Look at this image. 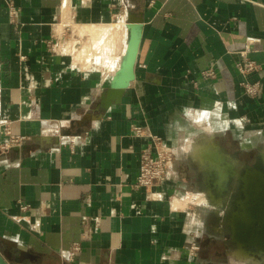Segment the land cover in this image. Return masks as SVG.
<instances>
[{"label": "crops", "instance_id": "crops-1", "mask_svg": "<svg viewBox=\"0 0 264 264\" xmlns=\"http://www.w3.org/2000/svg\"><path fill=\"white\" fill-rule=\"evenodd\" d=\"M133 36V78L111 92ZM248 37L259 70L243 77ZM4 126L24 137L0 157L4 263L237 264L221 215L235 191L222 208L207 197L204 158L245 167L264 154V0H0V141ZM153 136L173 149L171 176L135 190Z\"/></svg>", "mask_w": 264, "mask_h": 264}, {"label": "water", "instance_id": "water-1", "mask_svg": "<svg viewBox=\"0 0 264 264\" xmlns=\"http://www.w3.org/2000/svg\"><path fill=\"white\" fill-rule=\"evenodd\" d=\"M136 49L137 37L133 36L127 57L113 80L111 92L120 91L132 80ZM221 154L231 165L212 164L208 154L204 159L213 168L217 199L222 201L220 197L228 195L231 185L235 190L229 198V205L222 223L228 228L236 250L244 251L251 258H260L264 261V154L258 156L256 163L245 167H237L223 153ZM207 197L214 201L216 206L222 208V204L215 203L216 199L214 200L213 195L209 193ZM0 264L6 263L0 259Z\"/></svg>", "mask_w": 264, "mask_h": 264}, {"label": "built area", "instance_id": "built-area-1", "mask_svg": "<svg viewBox=\"0 0 264 264\" xmlns=\"http://www.w3.org/2000/svg\"><path fill=\"white\" fill-rule=\"evenodd\" d=\"M7 6L10 20L15 21L18 10L10 1ZM258 42V38H247L246 47L241 53L243 59L236 64L237 72L243 77L259 70V65L249 58V54L252 52V45ZM200 77L205 80H212L216 78V72L214 69L209 68L202 71ZM239 85L243 93L249 98H257L262 92V85L259 81L249 82L247 80H242ZM132 132L136 136H141L143 134L142 129L137 126L132 128ZM3 134L5 138L0 141V157L8 153L11 148L19 146L24 141V137L14 135L8 126L3 127ZM174 158L172 147L165 144L161 138L153 136L150 144L141 151L139 171L132 187L135 190H149L155 186L166 183L171 176ZM19 208L22 211H27L28 205H19ZM80 250V244L74 243L66 252L67 255L65 259L67 261L72 260ZM198 250L199 247L196 243L190 244V255L195 254Z\"/></svg>", "mask_w": 264, "mask_h": 264}, {"label": "bare ground", "instance_id": "bare-ground-1", "mask_svg": "<svg viewBox=\"0 0 264 264\" xmlns=\"http://www.w3.org/2000/svg\"><path fill=\"white\" fill-rule=\"evenodd\" d=\"M197 150V149H196ZM202 151H206V150H204V148H203V150ZM208 151V150H207ZM196 152H198V151H196ZM213 152V151H212ZM207 153V152H206ZM211 153V152H210ZM216 153V152H215ZM203 154V153H202ZM195 155H196V153H195ZM210 155V154H209ZM210 157H212V156H210ZM210 161H211V163L213 164V163H217V164H229V165H231V163H229V162H227L226 160H225V158H224V156L220 153V152H218V154L216 153V155H213V157L212 158H210ZM225 166V165H224ZM203 198H201V199H199V201H201ZM206 199H207V197H206ZM208 200V199H207ZM215 203L216 204H218V205H221L222 204V201H220L219 199H216L215 200ZM240 253L241 255H238V253ZM236 255H237V257L238 258H240V259H242V260H246V261H250V259H251V261L253 262V263H256V264H260L257 260H255V258H251V256H248L247 254H246V252H244V251H241V250H237L236 251ZM243 255V256H242Z\"/></svg>", "mask_w": 264, "mask_h": 264}, {"label": "rangeland", "instance_id": "rangeland-1", "mask_svg": "<svg viewBox=\"0 0 264 264\" xmlns=\"http://www.w3.org/2000/svg\"><path fill=\"white\" fill-rule=\"evenodd\" d=\"M240 169V168H239ZM235 191V190H234ZM201 199V198H200ZM204 199V198H203ZM203 199L201 200V201H203ZM202 203H204V207H205V209L206 210H208V209H211L210 207L211 206H209V204H210V202L208 201V203L207 202H205V201H203ZM228 205H229V203H228ZM224 211V212H223ZM225 211L226 210H222L221 211V215H222V218L224 217V215H225ZM238 253V252H237ZM238 255H241L240 253H238ZM243 256V255H242ZM240 259V258H239ZM255 260H257L260 264L262 263V264H264V262L261 260V259H257V258H255ZM241 261H242V259H241ZM241 261H239L238 260V263L237 264H253V262L251 261V259H250V261H246V260H243L242 262Z\"/></svg>", "mask_w": 264, "mask_h": 264}, {"label": "flooded vegetation", "instance_id": "flooded-vegetation-1", "mask_svg": "<svg viewBox=\"0 0 264 264\" xmlns=\"http://www.w3.org/2000/svg\"><path fill=\"white\" fill-rule=\"evenodd\" d=\"M257 259H260V258H257ZM262 260V259H261ZM264 262V261H263ZM253 264H256V263H253ZM262 264V263H261Z\"/></svg>", "mask_w": 264, "mask_h": 264}]
</instances>
